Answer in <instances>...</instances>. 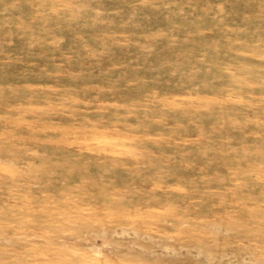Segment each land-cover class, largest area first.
<instances>
[{
    "label": "rangeland",
    "instance_id": "obj_1",
    "mask_svg": "<svg viewBox=\"0 0 264 264\" xmlns=\"http://www.w3.org/2000/svg\"><path fill=\"white\" fill-rule=\"evenodd\" d=\"M0 264H264V0H0Z\"/></svg>",
    "mask_w": 264,
    "mask_h": 264
}]
</instances>
